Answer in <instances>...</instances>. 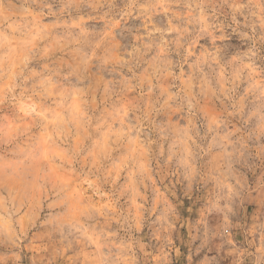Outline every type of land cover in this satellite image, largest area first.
Segmentation results:
<instances>
[{
    "label": "clouds",
    "instance_id": "9594fccd",
    "mask_svg": "<svg viewBox=\"0 0 264 264\" xmlns=\"http://www.w3.org/2000/svg\"><path fill=\"white\" fill-rule=\"evenodd\" d=\"M0 264H264V0H0Z\"/></svg>",
    "mask_w": 264,
    "mask_h": 264
}]
</instances>
